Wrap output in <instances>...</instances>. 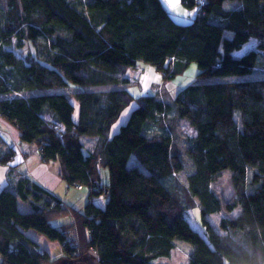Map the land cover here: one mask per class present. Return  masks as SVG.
<instances>
[{
	"label": "trees",
	"instance_id": "trees-1",
	"mask_svg": "<svg viewBox=\"0 0 264 264\" xmlns=\"http://www.w3.org/2000/svg\"><path fill=\"white\" fill-rule=\"evenodd\" d=\"M181 1L196 13L191 22H177L162 0H0V117L89 196L80 211L11 166L0 186V264H157L175 239L192 245L190 264H264V78L255 76L264 69V0ZM251 39L257 47L237 55ZM28 43L23 60L15 50ZM142 63L169 82L192 63L198 77L215 79L172 85V102L136 97L127 86ZM180 120L193 136L181 135ZM16 152L0 143V165ZM183 153L192 164L187 196L171 184ZM228 170L235 195L225 198L214 183ZM31 231L62 254L54 258Z\"/></svg>",
	"mask_w": 264,
	"mask_h": 264
},
{
	"label": "rangeland",
	"instance_id": "rangeland-1",
	"mask_svg": "<svg viewBox=\"0 0 264 264\" xmlns=\"http://www.w3.org/2000/svg\"><path fill=\"white\" fill-rule=\"evenodd\" d=\"M164 6L166 9L169 10V12L179 21L182 23H188L191 20L195 18L196 13L192 11L191 9L186 8L181 0H176V2H173L172 0H162ZM239 2H234L232 4L231 1H228L226 4V7H236L239 6ZM258 45V40L256 39H251L241 50L237 51V55H242L246 52H248L251 49L256 48ZM33 49L31 44H26V47L22 50H15L16 55L18 57H21L23 60L26 59L27 55L29 52H31ZM263 62H264V52H263ZM148 63H142V67L145 68V65ZM264 68V66L262 67ZM154 70V67L152 68ZM198 72L199 68L196 63H192L189 68L186 70V72L183 75L178 76L173 82H169L168 80L163 79V77H160V80L154 85V83L151 81L148 86H144L141 83H131L127 86L128 90L132 92L136 97L139 96H145V95H151V94H158L160 93V96L162 99H164L167 102H172L173 101V95L170 92L172 85H175L177 87L184 88L188 86L189 84H192L196 81L200 82H206L209 80H214L213 78L207 77H198ZM255 76L263 77L264 78V69H261V71L255 73ZM76 89L75 86L68 87V88H62L60 89H55L52 90L53 92H67V93H72ZM137 107L136 101L131 102L125 109V118L121 114L120 118L118 119L119 121V127L120 128L123 124L127 122L129 119L132 111ZM174 112L166 114L167 118H171ZM1 118V117H0ZM118 123V122H117ZM1 129V126H0ZM179 129L181 131V135L183 137H191L195 134L194 128L191 126V124L186 121V120H180L179 122ZM119 130V129H118ZM117 130V131H118ZM178 131V129L176 128ZM7 136V134H4ZM13 138V137H12ZM85 145L88 147H92L94 142L92 141L91 137L86 136L85 137ZM33 149H36V146H32ZM134 162V158H132L131 163ZM182 162H183V169L176 175L173 176L171 180V184L173 185L172 188L177 189L179 193H183L186 195L187 192H185L188 188V175L192 170V164L187 156V154L183 153L182 156ZM57 167H59V163H56ZM1 174V171H0ZM102 177L104 180H107L109 177V173L107 170H103ZM214 188L215 190L219 193L222 194L225 198H229L232 195H235V190L233 187V182L231 179V171H225L221 177L214 183ZM87 189V188H86ZM60 191L63 193V196H65L64 189L60 188ZM80 195H87L88 196V189L80 192ZM196 199V208H194L193 212L196 215L197 221L199 223L200 221V209L199 207V201L197 198ZM19 204V209L23 212L30 211L31 208L28 203L23 202L21 199L18 200ZM84 206V205H83ZM84 210V208L82 209ZM211 219H213V222L218 224L217 222L220 219V215L214 214ZM70 220L69 218H62L58 220H54L53 224L54 226H59L63 223H66L67 221ZM28 236L32 238L33 240L37 241L39 244L42 246L47 247L50 251H52L51 254H57L59 251L61 252V247L59 243H54L53 241L49 240L46 236L40 234L39 232L36 231H31L28 233ZM44 237L47 242L43 240ZM176 242V247L174 248L172 255L170 257H160L158 258L155 262L157 264H190V253L193 249L192 245L184 240L180 239H175ZM59 254V253H58Z\"/></svg>",
	"mask_w": 264,
	"mask_h": 264
},
{
	"label": "crops",
	"instance_id": "crops-1",
	"mask_svg": "<svg viewBox=\"0 0 264 264\" xmlns=\"http://www.w3.org/2000/svg\"><path fill=\"white\" fill-rule=\"evenodd\" d=\"M172 1L176 2V0H172ZM174 19L177 22H179L175 17ZM152 68L153 66L150 64L145 65L144 71L139 75L138 81L135 83L138 84L141 83L142 85L147 87L148 84L152 81L155 85L160 80V77H163V75L157 72L155 68L154 70ZM122 114H123L122 116H124L125 118V113L123 112ZM0 126H1L0 143L4 144L8 148L13 147L17 151L15 155V159L13 161H11L6 166L0 165V171H1L0 186L1 187L7 185L9 186L10 183H9L8 173L10 171V168L11 166H15V167L18 166L20 172H22L25 175H30L33 179L38 181L45 188L57 194L66 203L73 205L76 209L80 211H83L82 209L85 207V204L88 202L89 196L80 195V192H82L84 189H77L76 187H70L66 184V182L62 180V178L59 175L60 164L59 167H57L56 165V163L59 162H52V163L43 162L40 157L38 148L36 147V149H33L32 147L33 144L23 143L20 139V134L17 129L9 125L2 118H0ZM118 127H119V121L118 123L114 124L112 128V134H115L117 132V130L119 129ZM4 134H7V136ZM84 140H86V138H84ZM92 141L94 142V144L92 145L93 147L96 143V139L92 138ZM60 188L64 189L65 196H63V193L60 191ZM71 220L72 219L70 217V220L67 222H70ZM42 238L45 242H47L44 237ZM43 247L49 250L47 247L45 246ZM49 252L52 253V251L50 250ZM58 253L57 254L53 253L51 255L54 258H57L62 254V248H61V252L59 251Z\"/></svg>",
	"mask_w": 264,
	"mask_h": 264
},
{
	"label": "built area",
	"instance_id": "built-area-1",
	"mask_svg": "<svg viewBox=\"0 0 264 264\" xmlns=\"http://www.w3.org/2000/svg\"><path fill=\"white\" fill-rule=\"evenodd\" d=\"M204 4V2L201 0V5H203Z\"/></svg>",
	"mask_w": 264,
	"mask_h": 264
}]
</instances>
